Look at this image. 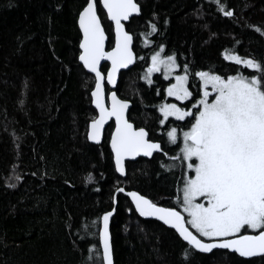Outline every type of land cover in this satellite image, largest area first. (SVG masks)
<instances>
[{
  "label": "trees",
  "instance_id": "16d2710c",
  "mask_svg": "<svg viewBox=\"0 0 264 264\" xmlns=\"http://www.w3.org/2000/svg\"><path fill=\"white\" fill-rule=\"evenodd\" d=\"M136 2L140 15L126 25L136 60L120 74L116 92L131 103L129 121L145 128L163 153L127 163L121 179L108 147L112 124L101 144L86 139L96 116L90 99L94 79L78 62L77 18L86 0H0V264H92L100 248V218L112 209L117 186L177 207L186 165L170 159L179 155L180 142L166 141L171 120L161 124L159 108L191 102L166 97L171 81L161 74L152 75L151 83L144 80L161 45L163 56L176 54L177 74L188 65L192 102L199 99L196 71L222 76L252 71L224 60L225 51L264 63V36L248 27L264 30V0H222L234 9L233 18L224 17L214 0ZM97 3L110 49L112 26ZM118 200L110 223L114 264H264V256L195 252L172 230L139 218L123 194Z\"/></svg>",
  "mask_w": 264,
  "mask_h": 264
},
{
  "label": "snow or ice",
  "instance_id": "6c2138e0",
  "mask_svg": "<svg viewBox=\"0 0 264 264\" xmlns=\"http://www.w3.org/2000/svg\"><path fill=\"white\" fill-rule=\"evenodd\" d=\"M98 2L115 26V46L105 51L107 37L98 14L97 0H86L77 18L81 34L78 60L83 69L94 74L90 95L98 112L88 125L86 137L100 143L105 124L114 118L115 129L111 132L110 146L115 172L124 176L126 157H151L153 152L163 153V149L160 143L147 138L145 128H135L126 118L128 100L119 99L116 92H110L107 94L110 105H106L101 61L110 62L106 80L108 85L115 86L120 70L127 69L136 59L131 48L133 37L125 31L122 21H128L133 14L139 15L140 6L136 0ZM214 2L224 17H234L233 8L222 0ZM150 27L151 32L157 31L155 24ZM248 27H254L264 36L260 27ZM163 51L164 46L161 45L160 50L151 55V64L144 76L148 83L152 82L151 74L159 72L161 66L165 69V79L178 67L176 54L162 56ZM223 58L252 71L247 75L237 71L235 75L226 76L196 71L194 75L200 81L199 99L192 102L193 93L187 86L192 73L185 65L184 74L174 77L175 83L169 84L166 93L177 101H190L192 107H178L171 103L163 104L159 109L163 116L161 124L169 117L186 121V130L180 132L174 126L167 132L169 143L181 141L178 144L179 155L170 159L181 160L187 169L180 190L182 198H177L180 210L160 205L138 191L115 187L111 197L113 208L100 218L102 227L98 236L102 254L95 245L88 249L91 256L93 248H96L92 264H113L109 224L121 193L131 199V205L140 217L161 221L195 251L208 253L213 249H227L242 258L264 256V63L230 51H225ZM161 166L164 167L163 164ZM86 179H92L90 173ZM184 252L187 259L188 250Z\"/></svg>",
  "mask_w": 264,
  "mask_h": 264
},
{
  "label": "water",
  "instance_id": "95a60500",
  "mask_svg": "<svg viewBox=\"0 0 264 264\" xmlns=\"http://www.w3.org/2000/svg\"><path fill=\"white\" fill-rule=\"evenodd\" d=\"M99 5H100V4H99ZM100 8H101V10L103 11V13H104V15H105V17H106V19H107L106 11H104V10L102 9V5H100ZM139 15H140V14H139ZM139 15H137V14H133V15L129 18L128 21H122V23L124 24V27H125V31H127V30H126V25L130 22V20H131L132 18H134V17H138ZM107 21H108V22L111 24V26H112V35H113V44H112V47H114V46H115V26H114V24H113L110 20L107 19ZM102 25H103V24H102ZM77 26H78V23H77ZM78 30H79V28H78ZM79 33H80V31H79ZM80 36H81V34H80ZM106 37H107V39H106V41H105V51H110L112 47H111L110 49H107V44H108V36H107V34H106ZM131 48H132V50H133V40H132ZM133 53H134V55H135L134 50H133ZM135 57H136V55H135ZM135 60H136V59H135ZM78 62H79V60H78ZM134 63H135V61H134ZM134 63H133L132 65H129V67H128L127 69H121V70H120V72L117 74V83H116L115 86H113V85H108V84H107V80H106L107 68H109V67L111 66V64H110L109 61H101V65H100L101 69H102L103 66H106V67H107L105 73H103V74L105 75V80L103 81V83H104V85H105V87H104V91H105V94H106V105H110V101L107 100V94H109L110 92H116V88H117V85H118V81H119L120 74L129 71V70L133 67ZM79 64L81 65L80 62H79ZM81 67H82V65H81ZM82 68H83V67H82ZM83 70H84L88 75L92 76L93 79H94V74H92V73H88L87 70H85V69H83ZM94 82H95V81H94ZM93 87H94V84H93ZM106 90H108V91L106 92ZM116 94H117V92H116ZM117 96H118V94H117ZM118 98L121 99L119 96H118ZM90 99H91V95H90ZM122 100H123V99H122ZM91 106H92V108L94 109L96 115H98V112H97V110L95 109V106H94L92 103H91ZM130 108H131V103L129 102V108L126 110V113H125L127 119H128V113H129ZM128 120H129V119H128ZM129 122H130V121H129ZM89 123H90V122H89ZM89 123H88V125H89ZM130 123H132V122H130ZM110 124H112V129H111V132H112V131L115 129V120H114V118L111 119V120H109V121L105 124L104 129L102 130V138H101L100 143H96V142H94V141H89V140L87 139V137H86L87 141H88L90 144H92V145H99V144H101L102 141H103L104 132H105L106 128H107ZM132 124H133V123H132ZM133 126L135 127L134 124H133ZM135 128H136V127H135ZM87 130H88V126H87ZM111 132H110V136H109V140H108V147H109V150H110V153H111V156H112L113 167H114V171H115V161H114V156H113V154H112L111 146H110ZM86 133H87V131H86ZM147 138L149 139V137H147ZM158 143H159V142H158ZM160 145H161V144H160ZM160 153H161V152H153V155H152L151 157H146V156H143V155L136 156V157H134V158L126 157V158H125V161H124V164H125V172H126V174H127V170H126V164H127V163L135 162V161H137V160L140 159V158H142V159H146V160H149V159H151L155 154H160ZM115 173H116V175H117L118 177H120L121 179H124V178L126 177V174H125L124 176H121L119 173H117V172H115ZM126 191H134V190H126ZM121 194H123V193H121ZM123 195H124V194H123ZM124 196H125V195H124ZM125 197H126V198L129 200V202L131 203V199H130L129 197H127V196H125ZM115 207H116V205H115ZM132 207H133V209H134V206H132ZM112 208H113V207H112ZM134 211H135V209H134ZM114 213H115V212H114ZM135 213H136V212H135ZM136 215H137L139 218H141L142 220H152V221H155V222L159 223L160 225L164 226L165 228L172 230V231L175 233V231H174L173 229H171V228H169L168 226L164 225L161 221H158V220H156V219H154V218L140 217L138 213H136ZM113 216H114V214H113ZM113 216L110 217V223H111V220H112ZM100 227H102V221H101V223H100ZM109 231H110V224H109ZM175 234H176V233H175ZM176 235L178 236V234H176ZM178 238H179V237H178ZM179 239H180V238H179ZM180 240L182 241V239H180ZM182 242H183L184 244H186V242H184V241H182ZM110 243H111V235H110ZM186 245H187V244H186ZM99 247H100V245H99ZM111 247H112V245H111ZM216 250L224 251V252H229V253H233V252H231V251H229V250H227V249H213L211 252H208V253H201V254H206V255H207V254H210V253H212L213 251H216ZM100 251H101V254H102V248H100ZM194 251H195V250H194ZM195 252H198V251H195ZM198 253H200V252H198ZM233 254H235V253H233ZM235 255L238 256V254H235ZM112 257H113V252H112ZM238 257H239V256H238ZM254 257H257V256H254ZM240 258H242V257H240ZM250 258H252V257H250ZM243 259H249V258H243ZM113 264H114V261H113Z\"/></svg>",
  "mask_w": 264,
  "mask_h": 264
},
{
  "label": "rangeland",
  "instance_id": "374dc122",
  "mask_svg": "<svg viewBox=\"0 0 264 264\" xmlns=\"http://www.w3.org/2000/svg\"><path fill=\"white\" fill-rule=\"evenodd\" d=\"M163 56V55H162ZM150 64H151V58H150V61H149V64H148V67L150 66ZM164 71H165V69H164V67L163 66H161V69H160V71L159 72H154V73H152L151 74V76H150V79L152 78V75H154V74H161L162 75V77H163V79L165 80V81H168V82H170L169 80L170 79H172V82H170V83H175V76L176 75H183V74H177V68L175 69V70H173L172 71V73L169 75V77H168V79H165L164 78ZM145 73H146V70H145ZM144 76H145V74H144ZM146 82H148L146 79H144ZM170 83H168V85L166 86V89H167V87L169 86V84ZM165 92H166V90H165ZM166 97H168V98H171V99H174L175 101H177L174 97H169V96H167V93H166ZM210 99H211V97H210ZM188 100H186V101H177V102H179V103H181V104H183V103H185V102H187ZM163 104H171V103H163ZM162 104V105H163ZM161 105V106H162ZM160 106V107H161ZM178 106V105H177ZM178 107H180V106H178ZM187 108H191L192 107V103H190L188 106H186ZM160 109V108H159ZM159 113H160V111H159ZM161 114V113H160ZM169 118H173V117H169ZM161 119H163V118H161ZM183 130H186V128H181L179 131L180 132H182ZM180 143H181V141H179ZM186 171H187V169H186ZM182 198V197H181ZM180 210V209H179ZM186 215V214H185ZM189 228H190V226H189ZM190 230L191 231H193L194 232V234H195V230L194 229H191L190 228ZM249 233H251V230H249Z\"/></svg>",
  "mask_w": 264,
  "mask_h": 264
},
{
  "label": "flooded vegetation",
  "instance_id": "af4514ba",
  "mask_svg": "<svg viewBox=\"0 0 264 264\" xmlns=\"http://www.w3.org/2000/svg\"><path fill=\"white\" fill-rule=\"evenodd\" d=\"M170 81L172 82V79H170ZM161 118H163V116L161 115ZM168 120H171V126L172 127H177L178 128V130H180L181 128H185L184 126L182 127L181 126V123H184V121H177V120H175L174 118H168ZM168 120H166L165 122H167ZM164 122V123H165ZM186 122V121H185ZM163 126V125H162ZM163 130V129H162ZM166 141L168 142V138L166 137ZM154 142H156V141H154ZM169 143V142H168ZM171 144V143H170ZM186 172V171H185ZM249 234H252V233H249Z\"/></svg>",
  "mask_w": 264,
  "mask_h": 264
},
{
  "label": "bare ground",
  "instance_id": "6f19581e",
  "mask_svg": "<svg viewBox=\"0 0 264 264\" xmlns=\"http://www.w3.org/2000/svg\"><path fill=\"white\" fill-rule=\"evenodd\" d=\"M127 170V169H126Z\"/></svg>",
  "mask_w": 264,
  "mask_h": 264
}]
</instances>
